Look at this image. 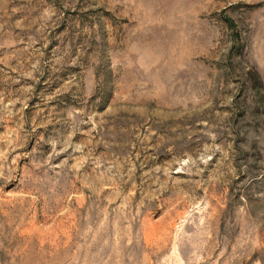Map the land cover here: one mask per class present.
Masks as SVG:
<instances>
[{
    "label": "rangeland",
    "instance_id": "rangeland-1",
    "mask_svg": "<svg viewBox=\"0 0 264 264\" xmlns=\"http://www.w3.org/2000/svg\"><path fill=\"white\" fill-rule=\"evenodd\" d=\"M0 264H264V0H0Z\"/></svg>",
    "mask_w": 264,
    "mask_h": 264
}]
</instances>
